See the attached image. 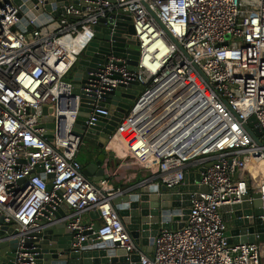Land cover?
Listing matches in <instances>:
<instances>
[{"label": "built area", "instance_id": "built-area-1", "mask_svg": "<svg viewBox=\"0 0 264 264\" xmlns=\"http://www.w3.org/2000/svg\"><path fill=\"white\" fill-rule=\"evenodd\" d=\"M46 1L0 0V228L15 232H5L0 245L16 240L13 264H31V240L60 221L73 231L72 247L91 234L136 253L111 203L121 191L108 178L122 168L142 174L140 186L167 189L204 170L189 192L184 225L159 230L139 264H264L256 234L252 243H228L220 210L241 202L240 183L248 190L250 174L264 160V147L246 130L253 117L263 142L264 0H67L66 6L52 0L50 12ZM120 12L133 28L135 71L128 53L112 51L114 33L128 35L123 21L111 28L108 53L73 95L64 78L100 20ZM132 83L139 90L105 143L122 150V160L114 165L104 158L102 167L111 172L91 182L78 151L89 130L120 109L124 97L107 102L114 91L126 95ZM80 113L86 119L77 131ZM259 196L264 226V177ZM60 211L64 216L56 220ZM91 211L99 214L97 232L93 221L84 222Z\"/></svg>", "mask_w": 264, "mask_h": 264}, {"label": "water", "instance_id": "water-1", "mask_svg": "<svg viewBox=\"0 0 264 264\" xmlns=\"http://www.w3.org/2000/svg\"><path fill=\"white\" fill-rule=\"evenodd\" d=\"M60 1H64L65 6L68 4L67 0ZM51 2L52 0L46 1V12H50L49 4ZM61 12V10H58L52 14V17H57ZM123 21L127 26L128 35L121 39L119 33H114L112 51L118 56H123L124 52L128 53L129 69L135 71L138 50L132 37L134 32L130 25V19L127 14L122 12L117 15L112 14L108 20H100L98 26L95 27L93 41L77 62L75 74L70 81L73 87V95L80 94L85 72L100 64L108 53L106 42L111 28L113 26L118 28ZM28 30L30 31L31 27H28ZM130 88L132 90L126 95L122 94V88L114 91V96L107 102L114 104L112 100H118L120 96L124 97L119 104L120 109L115 111L110 109L109 118L106 121L98 122L96 126L89 130L84 138L85 143L99 149L104 148L107 136L114 130L120 118L129 109L135 94L139 90L136 83L130 84ZM43 113L51 114L52 109L43 108ZM85 119V116L80 113L76 125L77 131H82ZM48 121H52V119L49 118ZM47 128L51 129L52 125L49 124ZM246 130L259 147H264V143L260 140L263 133L256 127V121L253 117L248 120ZM104 158V155L100 154L83 167L82 174L87 180L97 182L105 178V171L102 167ZM257 168L258 171L249 176L255 180L253 190L251 188L246 190L245 184L241 182L240 189L244 193L241 202L236 205H226L220 209L223 221L229 225L225 233L228 243H252L255 242V234L258 237V242H264V226L261 221L262 203L259 199V178L261 174L264 176V160L257 165ZM203 171V168H200L194 175L186 174L183 184L179 187L167 189L163 185L134 186L121 191V194L112 198V206L132 239L137 250L136 253L127 255L123 250L112 247L110 241L101 243L96 240L95 235L91 234L87 241L80 243V247H72L73 244H77V240L73 239V231L66 227L65 221L45 226L46 221L43 220L40 223V225L45 226L43 231L35 235V240H31V247L34 248L31 250L33 258L31 264H139L140 254L148 256L151 253L154 238L159 230H175L184 225L189 214V192L197 188V184L200 183V173ZM235 178L240 181L243 180L240 173H237ZM200 189L204 190V188ZM67 209V206L63 207V211H67ZM63 211L59 212L56 220L64 216ZM88 216L94 222L93 232H97L98 212L91 211ZM57 230L62 232V238L58 237ZM5 232L15 234L7 227L2 226L0 228L1 238L5 237ZM16 245V240L10 243H1L0 264H13Z\"/></svg>", "mask_w": 264, "mask_h": 264}, {"label": "rangeland", "instance_id": "rangeland-1", "mask_svg": "<svg viewBox=\"0 0 264 264\" xmlns=\"http://www.w3.org/2000/svg\"><path fill=\"white\" fill-rule=\"evenodd\" d=\"M83 56V54H82ZM76 66L66 75V77L64 78L65 81L70 82L71 79L73 78L75 71H76ZM264 143V140H263ZM114 144L112 143H108L104 146L103 149H99L96 146L90 145V144H84L80 147L78 154H77V160L83 165V163L85 164L86 162H88L89 160L93 159L92 157L94 155H104L105 159H108V161L111 164H118L123 157V151L122 150H114L113 149ZM253 175L250 174V176ZM140 177V174H139ZM249 188H251L253 190L254 186H255V180L251 179L249 177ZM139 181H141V179L139 178ZM262 244V243H261Z\"/></svg>", "mask_w": 264, "mask_h": 264}, {"label": "crops", "instance_id": "crops-1", "mask_svg": "<svg viewBox=\"0 0 264 264\" xmlns=\"http://www.w3.org/2000/svg\"><path fill=\"white\" fill-rule=\"evenodd\" d=\"M97 155H94L92 158L95 159ZM92 160V159H91ZM104 173H105V178L107 176V174H109L111 172V170L108 168V169H104ZM135 173L133 170L131 169H123L122 170H116L114 169L112 171V176H110V178H108V184L110 186H112L114 189H119L120 191H124V190H127L131 187H134V186H140L139 183H141L143 181V177L140 175L139 177V174L134 177V174ZM261 177H264L263 174H261ZM139 178L141 179V181H139ZM91 219L89 218V216L87 215L85 218H84V222L85 223H88ZM228 228H229V225H228ZM57 235L58 237H63V234L60 230H57Z\"/></svg>", "mask_w": 264, "mask_h": 264}, {"label": "trees", "instance_id": "trees-1", "mask_svg": "<svg viewBox=\"0 0 264 264\" xmlns=\"http://www.w3.org/2000/svg\"><path fill=\"white\" fill-rule=\"evenodd\" d=\"M92 160H89L88 162H86L85 164L83 163V167L87 164L90 163Z\"/></svg>", "mask_w": 264, "mask_h": 264}, {"label": "bare ground", "instance_id": "bare-ground-1", "mask_svg": "<svg viewBox=\"0 0 264 264\" xmlns=\"http://www.w3.org/2000/svg\"><path fill=\"white\" fill-rule=\"evenodd\" d=\"M262 163V161L259 162V164Z\"/></svg>", "mask_w": 264, "mask_h": 264}]
</instances>
